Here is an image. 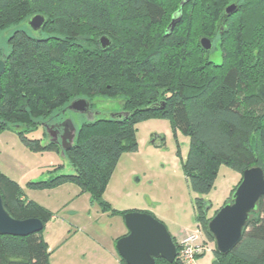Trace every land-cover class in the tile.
<instances>
[{
    "label": "trees",
    "instance_id": "trees-1",
    "mask_svg": "<svg viewBox=\"0 0 264 264\" xmlns=\"http://www.w3.org/2000/svg\"><path fill=\"white\" fill-rule=\"evenodd\" d=\"M181 2L0 0V56L6 58L0 132L12 130L32 150L54 149L67 157L71 174L29 182L30 188L72 182L112 211L103 196L122 155L138 151V125L170 119L191 138L184 171L197 196V222L206 236L202 242L209 245L214 239L207 226L213 217L208 218L211 204L203 197L214 188L219 166L232 168L241 179L251 167L264 171V101L257 94L264 84V0H190L180 23L165 37ZM233 3L238 12L227 17L225 9ZM36 15L46 19L41 35L15 30L3 53L1 34ZM102 37L111 41L105 51ZM202 38L213 42L211 52L202 48ZM217 42L218 63L212 57ZM95 97L123 98L127 115L107 118L110 130L87 136L85 129L107 121L84 123L67 151L27 138L73 101L91 103ZM0 194L17 220L39 219L45 225L54 217L26 199L19 184L2 173ZM174 242L179 251V242ZM213 252L214 264H264V197L250 215L241 242L228 255L215 248ZM0 264H49L42 231L27 237L0 235ZM174 264L181 263L177 259Z\"/></svg>",
    "mask_w": 264,
    "mask_h": 264
},
{
    "label": "rangeland",
    "instance_id": "rangeland-1",
    "mask_svg": "<svg viewBox=\"0 0 264 264\" xmlns=\"http://www.w3.org/2000/svg\"><path fill=\"white\" fill-rule=\"evenodd\" d=\"M29 21L1 34L3 53H7V41L15 30L41 35L30 28ZM212 57L220 62L218 42ZM91 104L94 119L107 122L85 129L86 136L110 130L107 118L123 113L121 97H95ZM89 116L67 109L60 120L71 122L78 131L91 121ZM27 138L38 140L42 147L50 143L43 126ZM137 142L138 151L122 155L105 190L103 199L110 211L93 202L89 193H83L72 182L54 188H30L29 182L43 181L54 174H71L67 157L54 149L32 150L12 130L0 132V173L19 184L26 199L54 215L42 230L49 248V264H121L116 242L127 234L124 212L150 214L177 240L182 232L201 233L202 238L206 237L197 222V196L191 191L184 171L190 136L175 129L170 119L154 118L138 125ZM240 178L232 168L219 166L214 188L203 197L211 204L208 218L214 217L226 204ZM208 244L209 250L195 264H214L215 243Z\"/></svg>",
    "mask_w": 264,
    "mask_h": 264
},
{
    "label": "water",
    "instance_id": "water-1",
    "mask_svg": "<svg viewBox=\"0 0 264 264\" xmlns=\"http://www.w3.org/2000/svg\"><path fill=\"white\" fill-rule=\"evenodd\" d=\"M190 0H182L179 10L173 15L165 37L170 36L183 16V8ZM238 5L233 3L225 9V15L230 17L238 12ZM46 19L42 15H36L29 21V26L34 32L43 30ZM105 51L111 46L108 37H102L99 41ZM206 52L214 48L209 38L200 41ZM6 71V58L0 56V101L2 98L1 79ZM257 94L264 101V84L257 88ZM164 108L162 105L161 109ZM68 110L79 114H89L90 122L95 121L90 103L86 99L73 101ZM93 112V113H92ZM127 113L113 114L108 119L122 118ZM71 131L67 145L63 151L73 147L77 129L71 122H66ZM67 140V139H66ZM66 140H64L66 142ZM264 197V171L258 166L247 169L242 179L232 194L231 201L224 205L210 220L207 226L208 232L214 239L215 249L220 255H228L242 240L245 229L250 220V215L258 208L260 200ZM125 226L128 233L116 242V249L125 264H155L157 260H165L174 264L177 260L178 248L174 238L168 232L166 226L148 213L129 212L124 215ZM44 224L39 219L17 220L4 206L0 194V235L27 237L40 233Z\"/></svg>",
    "mask_w": 264,
    "mask_h": 264
},
{
    "label": "built area",
    "instance_id": "built-area-1",
    "mask_svg": "<svg viewBox=\"0 0 264 264\" xmlns=\"http://www.w3.org/2000/svg\"><path fill=\"white\" fill-rule=\"evenodd\" d=\"M177 259L181 264H195L197 257L204 255L209 247L202 242V234H190L183 238L180 242Z\"/></svg>",
    "mask_w": 264,
    "mask_h": 264
},
{
    "label": "flooded vegetation",
    "instance_id": "flooded-vegetation-1",
    "mask_svg": "<svg viewBox=\"0 0 264 264\" xmlns=\"http://www.w3.org/2000/svg\"><path fill=\"white\" fill-rule=\"evenodd\" d=\"M90 103V102H89ZM90 108L93 110L92 104ZM68 109V106L53 120L42 123L46 135L49 136L50 143H56L63 150V146L67 145L68 137L70 136V127L68 124L60 120L61 115ZM41 126V127H42ZM67 139V140H66ZM66 140V142L64 141Z\"/></svg>",
    "mask_w": 264,
    "mask_h": 264
},
{
    "label": "crops",
    "instance_id": "crops-1",
    "mask_svg": "<svg viewBox=\"0 0 264 264\" xmlns=\"http://www.w3.org/2000/svg\"><path fill=\"white\" fill-rule=\"evenodd\" d=\"M240 180H241V178L240 179H238V182H240ZM127 233H128V230H127ZM188 235H190L188 232H182L181 233V235H180V237L178 238V240H177V238L176 237H174L176 240H177V242H180L183 238H185L186 236H188ZM125 236V235H124ZM211 243V242H210ZM121 258V257H120ZM122 260V259H121ZM122 264V263H121Z\"/></svg>",
    "mask_w": 264,
    "mask_h": 264
}]
</instances>
